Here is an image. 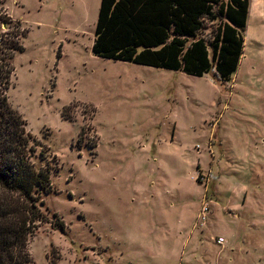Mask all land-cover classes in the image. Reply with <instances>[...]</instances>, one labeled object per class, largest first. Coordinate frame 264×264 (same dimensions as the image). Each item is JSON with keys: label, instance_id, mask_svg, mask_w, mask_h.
Instances as JSON below:
<instances>
[{"label": "rangeland", "instance_id": "rangeland-1", "mask_svg": "<svg viewBox=\"0 0 264 264\" xmlns=\"http://www.w3.org/2000/svg\"><path fill=\"white\" fill-rule=\"evenodd\" d=\"M99 1L0 0L27 29L8 100L51 167L34 264H264L258 31L220 82L95 56Z\"/></svg>", "mask_w": 264, "mask_h": 264}, {"label": "trees", "instance_id": "trees-1", "mask_svg": "<svg viewBox=\"0 0 264 264\" xmlns=\"http://www.w3.org/2000/svg\"><path fill=\"white\" fill-rule=\"evenodd\" d=\"M249 6L250 0H100L91 51L193 76L213 72L226 82L243 53ZM203 18L218 20L208 39L198 35ZM26 33L0 8V264H34L28 242L47 220L42 205L52 190L45 152L8 100L12 59ZM62 116L73 119L64 110ZM57 227L64 230L62 222Z\"/></svg>", "mask_w": 264, "mask_h": 264}, {"label": "crops", "instance_id": "crops-1", "mask_svg": "<svg viewBox=\"0 0 264 264\" xmlns=\"http://www.w3.org/2000/svg\"><path fill=\"white\" fill-rule=\"evenodd\" d=\"M250 22L252 23V29L251 30L258 31V33H259L255 39L256 41L251 40L254 42V44L256 46V50L258 52L257 55H255V56L262 59V58H264V0H250L247 27H246V31H245V35H244V51L240 57L239 64H240L242 58L244 57L245 47L247 45V37H248L247 34L250 32L248 30L250 27ZM233 75L231 76L232 81H233Z\"/></svg>", "mask_w": 264, "mask_h": 264}, {"label": "built area", "instance_id": "built-area-1", "mask_svg": "<svg viewBox=\"0 0 264 264\" xmlns=\"http://www.w3.org/2000/svg\"><path fill=\"white\" fill-rule=\"evenodd\" d=\"M222 241H223V238L222 237H218L217 243H221Z\"/></svg>", "mask_w": 264, "mask_h": 264}]
</instances>
